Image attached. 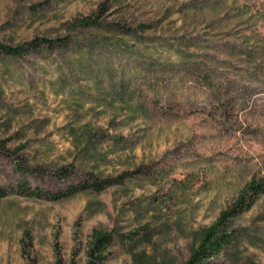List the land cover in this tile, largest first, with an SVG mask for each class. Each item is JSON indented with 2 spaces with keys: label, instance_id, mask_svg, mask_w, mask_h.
I'll return each instance as SVG.
<instances>
[{
  "label": "rangeland",
  "instance_id": "obj_1",
  "mask_svg": "<svg viewBox=\"0 0 264 264\" xmlns=\"http://www.w3.org/2000/svg\"><path fill=\"white\" fill-rule=\"evenodd\" d=\"M1 47L0 264H184L264 178V0H0ZM227 233L264 264V194Z\"/></svg>",
  "mask_w": 264,
  "mask_h": 264
},
{
  "label": "trees",
  "instance_id": "obj_2",
  "mask_svg": "<svg viewBox=\"0 0 264 264\" xmlns=\"http://www.w3.org/2000/svg\"><path fill=\"white\" fill-rule=\"evenodd\" d=\"M85 25L89 26L90 23H86ZM46 42L47 46L50 47L51 43L49 41ZM0 50L2 53L13 58L21 57L24 54V52L18 49L1 47ZM62 174L67 175L66 172ZM105 184L109 183L90 181L71 186L65 192L50 195L46 194L43 196V193L39 189L31 190L25 183H21L17 187L16 193L35 199L44 198L49 201H58L87 190L100 193L104 189ZM8 194V189L0 187V200L7 197ZM262 194H264V178L257 182H250L237 196L236 200L226 210L220 213L215 222L195 234L189 250V258L184 264H210L212 260L216 259L222 251L231 244L232 236L227 233V223L229 220L248 211L255 203L258 196ZM110 244L111 238L109 235L94 231L89 244V256L91 261L89 264H102L107 259L104 253ZM57 255L58 253H56L55 264H61Z\"/></svg>",
  "mask_w": 264,
  "mask_h": 264
}]
</instances>
